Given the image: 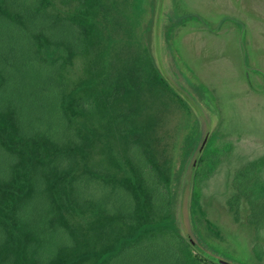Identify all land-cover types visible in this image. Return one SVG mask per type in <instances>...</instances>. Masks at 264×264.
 Returning a JSON list of instances; mask_svg holds the SVG:
<instances>
[{
    "label": "rangeland",
    "instance_id": "obj_1",
    "mask_svg": "<svg viewBox=\"0 0 264 264\" xmlns=\"http://www.w3.org/2000/svg\"><path fill=\"white\" fill-rule=\"evenodd\" d=\"M104 3L106 12L97 20L95 45L71 67L68 91L81 86L79 100H84V107L97 124L102 116L94 103L85 99L90 96L82 85L86 73L100 75L106 70L110 75H105V80L102 75L96 80L105 87L119 79L123 61L128 65L134 54L148 51L167 84L158 83V91L153 93L146 89L148 103L136 112L153 113L161 118L154 128L155 153L175 193L183 153L189 148L188 141L198 137L179 189L178 219L183 233H189L194 243L211 255L231 264H264V202L256 207L251 191L252 174L243 175L242 180L236 178L245 166L264 159V0H104ZM75 8H79L77 2H54V9L62 14ZM186 15L202 16L207 24L196 20L185 22ZM168 26H173L174 31L168 30L166 34ZM44 56H49L47 50ZM36 93L32 89L23 98L16 88L14 91L10 88L8 96L0 98V112L20 102L19 111L25 119L23 133L32 136L55 133L58 127L52 122L47 102ZM57 96L63 100L60 91ZM26 97L28 100L24 101ZM31 101L35 106L30 105ZM27 112L30 117H26ZM125 113L129 115L131 110ZM129 126L126 128L130 129ZM120 128L118 123L110 126L109 132L115 133ZM136 150L144 154L141 146L128 151L125 138L113 150L103 151L96 146L91 164L113 171L118 169L113 159H122L123 174H128ZM140 157L145 163V157ZM18 158L16 155L6 164L0 152V202L10 188L6 181L15 179ZM216 160L218 165L211 172ZM155 174L160 177L158 172ZM260 178L264 182V167ZM96 180L88 181L87 185H71L70 200L78 206L73 221L68 217L73 227L92 224L98 232L106 230L113 227L108 219H128L137 206L136 196L124 185ZM45 181L38 180L34 193L24 191L27 193L22 200L12 207L11 222L0 218V264H42L71 245L70 229L58 218ZM189 205L202 240L211 247L205 248L189 230L186 216ZM146 212L152 222L162 220L157 208L149 205ZM8 233L27 249L18 250L12 242L10 252H4L10 243ZM172 242L178 248L184 243L172 226L164 230L152 228L132 245L125 243L120 254L105 264H168L169 256L157 258L154 252ZM256 244L261 246V258L256 254Z\"/></svg>",
    "mask_w": 264,
    "mask_h": 264
},
{
    "label": "trees",
    "instance_id": "obj_2",
    "mask_svg": "<svg viewBox=\"0 0 264 264\" xmlns=\"http://www.w3.org/2000/svg\"><path fill=\"white\" fill-rule=\"evenodd\" d=\"M55 1L0 0V98L8 96L10 88L12 91L16 88L23 98L33 89L40 97L44 96L52 122L58 127L55 133L43 132L32 136L29 132L23 133L25 119L22 111H19L20 102L0 112L1 160L4 158L7 164L16 155L19 157L15 164L18 170L15 179L6 181L10 188L0 202V218L11 222L12 207L18 200H22L24 193H27L24 191L34 193L38 180L41 182L46 179L58 218L70 229L71 234L68 237L71 245L58 250L52 260H46L42 264H105L120 254L125 243L132 245V242L141 238L149 229L164 230L167 226H172L184 243L180 248L173 242L160 248L158 252H154L157 258L169 256L168 264H217L194 246L195 241L188 235L189 233L187 235L183 233L178 219L177 204L181 178L187 170L190 156L196 150L198 137L188 141L189 148L183 153L177 174L178 189L175 193L155 153L154 128L161 118L153 113L136 112L148 103L145 97L146 89L153 93L158 91L156 86L158 83L167 84L154 58L148 51L134 54L129 63L133 65L128 67L129 64H124L123 61L119 79L105 87L96 80L97 77L101 78V75L105 80V75H110L106 70L103 69L100 75L86 73L82 85L90 96L85 99L94 103L102 116V120L96 124L94 116L84 107V100H79L81 86L68 91L67 80H70L69 72L76 59L87 56L90 48L95 45L97 20L103 11L106 12V5L104 0H66L70 4L77 2L79 8L62 14L54 9ZM184 20L185 22L196 20L207 24V21L198 15H186ZM173 29V26L166 27V34L168 30L174 31ZM34 41L36 44H32ZM45 50L49 54L47 57L44 56ZM104 53H107L106 49ZM37 55L40 57L37 58ZM149 80H155V83ZM59 91L63 100H59L57 96ZM35 102L37 103L36 100ZM30 105L35 106L33 101ZM127 109L131 110L129 115L125 113ZM139 115L142 116L139 118ZM26 117H30V112H27ZM118 123L121 126L120 130L116 129L115 133L113 130L109 132V127L117 126ZM124 125H130V129ZM124 138L128 144V151L141 146L145 154L141 155L142 151L136 150L138 152L135 154L136 158L131 159V170L128 174H123L125 171L122 159H113L114 165L118 168H114L113 171L105 166L91 164V155L96 146L103 151L113 150ZM139 155L145 157V163ZM201 159L202 157L199 161ZM218 161L212 163L211 172L217 167ZM263 167L264 159H260L248 164L236 175L239 180H242L245 174L253 175L251 191L256 207L264 202V182L260 178ZM155 172L159 173V178L154 176ZM95 179L103 183L124 185L132 191L137 201L130 218H110L108 222L113 227L99 232L92 224L73 227L68 221V217L73 221L78 209L70 200L71 185L74 183L87 185L88 181ZM194 182L193 178V185ZM235 185L239 186L237 183ZM149 205L158 209L162 215L161 221L150 220L146 212ZM191 206H188V215L186 214L188 228L202 241L205 248L211 247L202 240L195 226ZM8 235L10 243L4 252L9 251L12 242H15L18 250L27 249L18 239H12L11 233ZM185 244L189 245L191 250ZM260 247V244H256V254L259 258Z\"/></svg>",
    "mask_w": 264,
    "mask_h": 264
},
{
    "label": "water",
    "instance_id": "obj_3",
    "mask_svg": "<svg viewBox=\"0 0 264 264\" xmlns=\"http://www.w3.org/2000/svg\"><path fill=\"white\" fill-rule=\"evenodd\" d=\"M206 141H207V137L205 138L202 147L204 146V144L206 143ZM194 246H195L200 252H202V254H203L205 257H207L208 259H210L211 261H213V262H215V263H217V264H231V263H229V262H227V261H225V260H222V259H220V258H218V257H215V256L211 255L210 253H208L207 251H205L204 249H202L201 247H199V246L196 245L195 243H194Z\"/></svg>",
    "mask_w": 264,
    "mask_h": 264
}]
</instances>
